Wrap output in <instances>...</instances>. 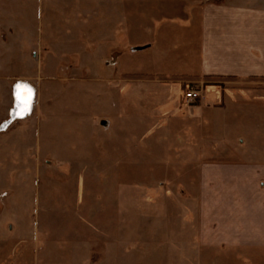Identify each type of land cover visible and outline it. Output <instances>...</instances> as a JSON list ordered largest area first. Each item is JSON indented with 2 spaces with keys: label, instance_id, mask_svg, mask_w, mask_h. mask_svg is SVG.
<instances>
[{
  "label": "rangeland",
  "instance_id": "374dc122",
  "mask_svg": "<svg viewBox=\"0 0 264 264\" xmlns=\"http://www.w3.org/2000/svg\"><path fill=\"white\" fill-rule=\"evenodd\" d=\"M59 1L0 12L1 127L13 86L36 90L30 115L0 130V264H264L261 188L239 169L264 160V74L211 72L205 53L238 0H117L116 15ZM243 3L247 22L264 16V0ZM115 20L111 37L94 28Z\"/></svg>",
  "mask_w": 264,
  "mask_h": 264
},
{
  "label": "crops",
  "instance_id": "0c3cea01",
  "mask_svg": "<svg viewBox=\"0 0 264 264\" xmlns=\"http://www.w3.org/2000/svg\"><path fill=\"white\" fill-rule=\"evenodd\" d=\"M51 2L54 0H35L36 3H40L41 5L43 4V2ZM59 1V0H56ZM77 1L76 4H78L79 1L81 0H75ZM104 1L105 2H109V8L110 13H115V15L117 14V12L114 9V7L116 8V4H117V0H99V2ZM246 0H238L239 5H237L238 7V11H234L231 8L234 7H226L223 6L222 10L223 13L221 14L220 17V22L223 26L221 31V37H219L220 42L218 43V41H216V36L214 37H210L208 38V42H206L207 45H205V53L207 55L208 62L210 66H208L207 70H210L211 72H217L221 75H225V76H231V77H241L244 76L246 77L247 75H252V74H258L261 75L264 74V16L260 17H256L257 15H254V20H247V17L250 16V14L252 13V11H250L249 9H247L245 7V4L243 3V5H240L241 2H245ZM257 1V0H255ZM60 2V1H59ZM61 4L65 5L64 1L60 2ZM6 5L5 0H0V12H4L2 11V8H4ZM75 6V5H73ZM219 6V5H216ZM257 9H259L258 7L262 6L260 4H256ZM247 10V11H246ZM254 13V10H253ZM237 15V17L235 16ZM104 16H102L103 18ZM116 19V18H115ZM209 22V21H207ZM210 23V22H209ZM251 23H254V27L255 30H251L250 26ZM102 24V27H105V25H107L105 23V21ZM100 24V25H101ZM117 20H115V23H112L111 27L108 28L106 27L105 31L103 32V28H100V26H96L94 27L95 30L97 31V33L99 32V35L101 34V36L104 35H108L109 37H111V34L113 35L114 33H117ZM85 27V25H84ZM6 31V26L4 25L3 27H0V34L2 32ZM82 32L84 31L81 29ZM8 33L11 31L8 30ZM16 29L14 27L13 33H16ZM105 33V34H104ZM3 35V34H1ZM19 35V34H18ZM224 35V36H223ZM116 37V36H115ZM114 37V39H115ZM79 40H82V43H78L79 47L78 48L80 50V52H78L81 56L83 55H87L85 52L86 47V43L84 42L83 37L78 38ZM116 40V39H115ZM101 42V41H100ZM110 44H112V40H109ZM113 45V44H112ZM50 46L52 49H54V46L52 43H50ZM107 47L105 44L103 45L100 44L97 47H101L104 48ZM0 47L2 48L3 52V56H4V51H5V47H6V43L4 42V40H2V36H0ZM151 47H146L144 50H149ZM63 53V52H62ZM65 53V52H64ZM219 55V56H218ZM216 56V57H215ZM220 57L222 59V61L224 60V57L228 58V60L230 61L231 65L229 68H227L226 70H223L219 65L215 66V58ZM0 66L2 68H4V60L2 62H0ZM19 83H23V82H19ZM25 83V82H24ZM28 83V82H27ZM25 83V84H27ZM34 92V96L36 98V90H34V88L31 86V84H27ZM12 94V92H11ZM228 95H230V89H226V91L223 92L222 94V98H221V108L217 107L218 109H221L222 111L226 109V103L229 104L228 101ZM255 96L258 97H264V93L259 92L258 94H255ZM34 98V99H35ZM211 100V99H210ZM201 102V101H200ZM200 102H197L195 104L196 107H199L201 104ZM215 101H209V102H205L206 104V108H207V104H214ZM259 105L264 104L262 101H258ZM34 104V103H33ZM33 107V106H32ZM213 107V106H212ZM210 108V106H209ZM216 108V109H217ZM33 110V109H32ZM31 110V111H32ZM7 114V111H6ZM240 167V166H239ZM249 168V167H253L254 171H253V176L257 177L258 181H259V187L261 188L260 192H258L257 194L252 195L253 197H255L258 201L259 204L257 206V209H259V212L255 215V226L256 228L254 229L255 231L259 232V238L260 241L263 243L264 245V229L260 226L262 225V222H264V219L261 220L260 219V209L264 208V160H261L260 162H257L254 164H244L242 165L239 169L241 168ZM246 196V195H245ZM259 196V197H258ZM226 197L228 199L231 198H236V199H240L241 195H237L235 194L234 197H231V192L227 193ZM264 213V212H262ZM260 220L262 222H260Z\"/></svg>",
  "mask_w": 264,
  "mask_h": 264
},
{
  "label": "bare ground",
  "instance_id": "6f19581e",
  "mask_svg": "<svg viewBox=\"0 0 264 264\" xmlns=\"http://www.w3.org/2000/svg\"><path fill=\"white\" fill-rule=\"evenodd\" d=\"M24 91V92H23ZM13 97L15 98V102L13 105V110H11V113L9 115L10 119L13 120H21L29 116L32 111L33 101L35 96L32 89L25 83H18L13 91ZM33 96V97H32ZM32 105V106H31ZM29 114V115H28ZM9 119V120H10ZM8 125V123H5L0 126V130H4L5 127Z\"/></svg>",
  "mask_w": 264,
  "mask_h": 264
},
{
  "label": "built area",
  "instance_id": "2783aa9c",
  "mask_svg": "<svg viewBox=\"0 0 264 264\" xmlns=\"http://www.w3.org/2000/svg\"><path fill=\"white\" fill-rule=\"evenodd\" d=\"M19 82H17L14 86H13V89H14V87L18 84ZM13 91V90H12ZM185 98L188 100V101H196V100H198V98H199V95H198V93L195 91V90H193V89H189V91H187L186 93H185ZM11 111V110H10ZM10 111H9V115H10ZM14 121H16V119L15 120H13V119H10L9 121H8V123H12V122H14ZM4 130H6V128L4 129ZM3 130V131H4ZM2 131V130H1Z\"/></svg>",
  "mask_w": 264,
  "mask_h": 264
}]
</instances>
